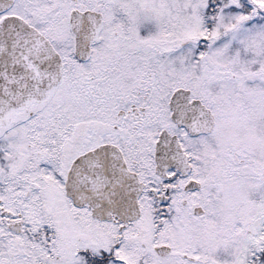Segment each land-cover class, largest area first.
<instances>
[{"label": "snow or ice", "instance_id": "6c2138e0", "mask_svg": "<svg viewBox=\"0 0 264 264\" xmlns=\"http://www.w3.org/2000/svg\"><path fill=\"white\" fill-rule=\"evenodd\" d=\"M0 264H264V0H0Z\"/></svg>", "mask_w": 264, "mask_h": 264}]
</instances>
